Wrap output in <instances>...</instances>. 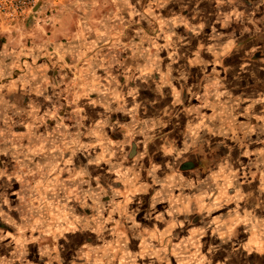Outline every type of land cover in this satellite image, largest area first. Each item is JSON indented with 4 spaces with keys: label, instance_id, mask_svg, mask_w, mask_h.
I'll list each match as a JSON object with an SVG mask.
<instances>
[{
    "label": "rangeland",
    "instance_id": "rangeland-1",
    "mask_svg": "<svg viewBox=\"0 0 264 264\" xmlns=\"http://www.w3.org/2000/svg\"><path fill=\"white\" fill-rule=\"evenodd\" d=\"M14 1L0 0V231L24 236L0 264H250L222 235L236 167L247 178L242 155L264 151V0ZM209 192L223 202L205 208Z\"/></svg>",
    "mask_w": 264,
    "mask_h": 264
},
{
    "label": "crops",
    "instance_id": "crops-1",
    "mask_svg": "<svg viewBox=\"0 0 264 264\" xmlns=\"http://www.w3.org/2000/svg\"><path fill=\"white\" fill-rule=\"evenodd\" d=\"M238 1L240 2V5L244 7L248 6L252 10L258 8V6L262 3V0H238ZM221 7H218L219 14L221 13ZM192 25L194 26V24ZM209 57L210 55L206 56L202 54H194L192 58H194L195 60L194 59H191V60H193V62L198 63L197 64L198 66L206 65L209 67L211 65V60H208ZM186 60L188 59H185V61ZM163 72H164V76L167 77V79L174 77L172 75L173 72H167V71L165 72L161 70V73ZM217 72L219 73V70ZM176 77L179 78L180 76L176 75ZM186 86L189 87V84ZM202 153H201V156H205L206 158H208L207 153L205 152H202ZM250 154L252 158L251 161L249 162L250 164H248L249 156L244 155V154L242 155L244 158L246 157L245 159H247V161H244V165H245L244 170L241 171L243 169L242 166L240 170L241 175L242 174L243 176L247 175V178H241V180L238 179L237 176L239 175L238 174L239 170L237 171V167H236V171L234 172L235 179L237 180L236 186H237V189H239V191L235 195V200L233 203L235 207L234 208L235 218L233 219L231 215L227 217V219H230V217L232 219L228 220V224L226 226H224L223 224L224 228H226L227 231L224 233V235H222V238L223 237L225 238L226 244L228 245L227 248H225L226 251L227 250L230 251L232 255L234 256L245 255V257H243L242 259H246V262H249L251 260L250 264H264V151L252 149V151H250ZM196 156L198 157V154H196ZM209 156H210V153H209ZM222 163L225 164V159L223 160ZM241 163H243V161ZM194 164H195L194 161H188L184 164L183 169L189 171L192 168L196 167L194 166ZM223 164H220V167H219L220 169L218 172H220L221 168L224 167V169H226L225 172H227V174L230 175L231 174L229 173L230 167L228 165L222 166ZM114 165H121V164L114 163ZM244 173L246 175H244ZM209 178L210 176L208 177V179ZM219 178H220V173H219ZM124 184L125 186H122L121 184H116V187H119L118 189L120 190L125 189L126 190L125 193H131L130 196L133 195V197H134L133 193L140 192L139 195L141 199H143L144 202L147 201L144 198V196H146L145 191L149 187L138 190L139 188L137 187L130 188V185L132 183L126 184L124 182ZM112 186L115 188V185H112ZM221 196L223 195L219 194L218 197H216V195L212 196L211 193L209 192L208 198L206 197L207 199L205 203V208L211 209V208L216 207L217 205L216 201L220 203L222 201L221 199L224 198V197L221 198ZM98 200L99 199L96 198L95 200H93V202L94 203L98 202ZM226 201L224 204H226ZM104 203L106 202H101L100 204H104ZM100 204L98 203L97 206ZM60 205L63 206L65 204L60 202ZM104 205H107V204H104ZM226 209H227V206H226ZM58 219L60 220L59 222L60 224L61 223L63 224L66 222V216L64 214H60ZM18 221L19 220H16V219L10 220V226L11 228H13L14 231L22 229L20 222ZM203 222H204L203 224L208 223L209 225L211 223L210 221H207V220H204ZM62 226L65 228L64 225ZM220 229H222V227ZM3 233H4L3 231H0V248L6 249L8 251L9 250L8 247H9L10 252L13 253L14 248H16L15 244H17L19 242V239H21L22 236L24 235L23 233H21V236L19 234V236H17L18 239L16 240L12 233L11 235H4ZM229 239H232V241H230Z\"/></svg>",
    "mask_w": 264,
    "mask_h": 264
},
{
    "label": "built area",
    "instance_id": "built-area-1",
    "mask_svg": "<svg viewBox=\"0 0 264 264\" xmlns=\"http://www.w3.org/2000/svg\"><path fill=\"white\" fill-rule=\"evenodd\" d=\"M21 11L25 12L36 4V0H15L14 5Z\"/></svg>",
    "mask_w": 264,
    "mask_h": 264
}]
</instances>
